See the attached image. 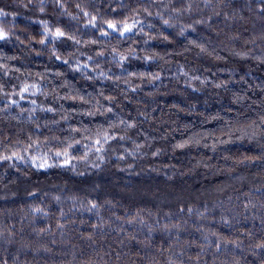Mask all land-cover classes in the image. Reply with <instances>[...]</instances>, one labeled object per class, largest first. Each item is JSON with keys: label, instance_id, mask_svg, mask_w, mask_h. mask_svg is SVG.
<instances>
[{"label": "trees", "instance_id": "obj_1", "mask_svg": "<svg viewBox=\"0 0 264 264\" xmlns=\"http://www.w3.org/2000/svg\"><path fill=\"white\" fill-rule=\"evenodd\" d=\"M0 36V264H264V0H0Z\"/></svg>", "mask_w": 264, "mask_h": 264}, {"label": "snow or ice", "instance_id": "obj_2", "mask_svg": "<svg viewBox=\"0 0 264 264\" xmlns=\"http://www.w3.org/2000/svg\"><path fill=\"white\" fill-rule=\"evenodd\" d=\"M5 15H6V14H5ZM109 27H113V28H114L115 26L110 24ZM59 34H60V35H63V33H59ZM0 38H2V36H0Z\"/></svg>", "mask_w": 264, "mask_h": 264}, {"label": "rangeland", "instance_id": "obj_3", "mask_svg": "<svg viewBox=\"0 0 264 264\" xmlns=\"http://www.w3.org/2000/svg\"><path fill=\"white\" fill-rule=\"evenodd\" d=\"M139 197H140V195H137V194H136V198H139ZM136 200H137V199H136Z\"/></svg>", "mask_w": 264, "mask_h": 264}]
</instances>
